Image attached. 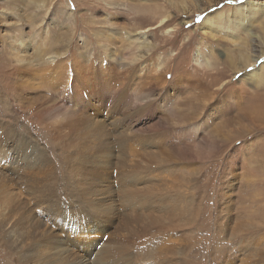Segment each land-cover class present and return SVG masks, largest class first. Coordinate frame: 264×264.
<instances>
[{"label":"rangeland","instance_id":"rangeland-1","mask_svg":"<svg viewBox=\"0 0 264 264\" xmlns=\"http://www.w3.org/2000/svg\"><path fill=\"white\" fill-rule=\"evenodd\" d=\"M174 1L13 0L8 4L0 0V12H7L0 16V67L5 69L0 77V205L24 206L27 211L20 209L17 215L27 226L28 209L43 216L51 212L55 232L62 238L70 234L73 243L65 253L77 256V264H105L97 263L95 247L77 237L85 227L98 231L99 245L123 234L131 256L135 261L140 258L141 264H155L157 247L161 256L169 255L167 264H221L227 258L232 264H264V83L246 84L243 70L226 64H218L214 71L205 69L194 57L208 46L215 54L213 63L226 61L237 47L255 53L250 42L237 46L238 42L233 45L219 35L214 37L222 40L219 44L205 39L199 24L207 11L228 13L242 2L257 6L264 0H192L185 11L187 2ZM31 3L39 5L41 15ZM156 3L165 6L168 17H147ZM146 19L152 23L145 21L137 31L153 45L152 57L142 67L131 66V74L122 57L124 52L130 54L122 31ZM158 25L163 26L149 30ZM254 31L264 36L259 27ZM19 33L26 39L22 48L14 43ZM40 39L45 40L41 49L53 43L56 47L49 48L41 62L34 53ZM8 40L12 41L7 44ZM114 51L118 58H113ZM13 52H19L27 64L18 82V74L12 72L20 62ZM263 61L264 55L246 72ZM205 71L209 78L220 76L207 89L200 80ZM147 100L155 101L148 112L136 107ZM41 101L46 111L38 119L32 107ZM78 107L91 116L73 129L61 125L60 120ZM165 122L171 129L164 151L173 163L162 162L164 167L158 168L155 158L144 156L156 151L153 139H160ZM100 125L106 137L98 131ZM71 132L75 140L67 135ZM80 148L95 153L83 157ZM89 191L95 201L113 197L103 209L129 205V198L143 208L120 207L107 217L93 218L86 210ZM158 194L163 201H157ZM165 205L190 207V221L125 235L128 218H154ZM19 255L13 257L0 243V264H28L24 251Z\"/></svg>","mask_w":264,"mask_h":264},{"label":"bare ground","instance_id":"bare-ground-1","mask_svg":"<svg viewBox=\"0 0 264 264\" xmlns=\"http://www.w3.org/2000/svg\"><path fill=\"white\" fill-rule=\"evenodd\" d=\"M167 1L172 3V1H174V0H166V2ZM3 2L9 4V3L13 2V0H3ZM34 2H36V0H34ZM174 2H176V0ZM177 2H181V3L187 2L182 7L183 11L186 10L187 6L189 7L190 4H192V0H177ZM205 2L210 3L211 0H205ZM27 3H28V1H27ZM27 5H29V4H27ZM29 6H33L35 9L39 8V5H37L35 3H31ZM260 10L263 12L261 15H258ZM36 11L38 14H40V12H41V10L38 11V9H36ZM150 12H148L150 14L147 15V17L150 16L151 19L152 18L153 19H159V18L161 19L162 17H166V16L168 17L169 16L167 13L168 11L165 8V6L160 5V3H156V4L152 5ZM5 13L7 14V12L1 11L0 16L5 14ZM25 17H28V16H25ZM31 18H33V17H31ZM88 18L89 17L84 19V23H85V20H87ZM139 18H141V17H139ZM229 18L233 19L231 21L232 22L231 25H229V23H228ZM17 20H19V19H17ZM33 20H34V18H33ZM132 20H134V18L131 19V22H132ZM138 20L137 21L135 20L136 22H134L133 28L132 27L128 28V29L125 28L124 31H122L123 29L121 30L125 35V40L127 42L126 43L127 48L129 49V53H130V54L125 55V52H124L122 57L124 56L123 60H125L127 62V64H128L127 68L130 69L131 74H134V73H132L133 70H132L131 66H134V65L137 66V64H139V66L142 67L143 65L141 66V64L144 63V61H146V59H149L150 57H152L151 56L152 50L151 51H149V50L152 48L153 45L150 43V41H146L147 36L142 37L143 33H140L137 31L138 28H140V26L145 21H148V23H152V20L146 19L144 21H140L139 23H137ZM165 20H166V18H165ZM31 22H33V21H31ZM166 22H167V20H166ZM162 23H163V21L160 20V22L158 24H162ZM263 23H264V2L258 4L257 6H254L253 2L245 1L244 3L242 2L239 5L234 6L233 12L229 11L228 13L225 11H221V10L220 11L210 10V11L205 12V14L202 16V19H201L200 24H199L200 28L203 29V34L205 36L204 37L205 39L211 38L212 40H216V44H219L220 41H222V40L219 39L218 37L214 38L215 35H217V36L219 35L223 40L228 39L231 42H233V45H235V43L238 42V44H236L237 46L241 43L248 44L250 42L253 45L255 53L252 50V48H251L250 52H248L247 50H241L237 47L234 49V51L232 50V53L229 51L230 53L227 55L226 61L213 63V61H215V56H214L215 54L213 53L212 48H210L207 45L208 47L206 50L199 52V54L194 56L195 60L202 65L201 67H203L205 69H212L213 71H214V68L216 70L218 69L217 68L218 64H226L227 68H228V66H231L232 70L237 69L240 71V69H242L243 71H241V75L243 76L244 79L247 80L246 84H248V82L249 83L254 82L257 85L264 83V63H263L264 61L262 62L263 63L262 65H258L257 67L256 66L253 67L251 72H246L247 66L255 65V61L260 59V56L264 55V36L256 33V31H254V30H256V28L259 27L264 32ZM33 24H36V23H33ZM33 24H31V25H33ZM130 25H131V23L129 22V26ZM162 26L163 25L154 26L153 28H149V30L150 29H158V28H161ZM15 29L19 30L20 28L18 27V25H16ZM39 29H40V27H39ZM91 29H89V30H91ZM262 31H261V33H263ZM217 32H219L220 34H216ZM66 33H67L66 35H68V36L70 35L69 29L66 31ZM24 36L25 35H23L22 33H19V37L16 39V42H14L15 44L16 43L19 44L21 46V48L23 46H25V45H23V42H25V40H26V39H24L25 38ZM108 36H109L108 34H107V36L105 34V37L108 38ZM133 36L135 37L134 41L131 40ZM46 38H44V39H46ZM70 38H73V35H71ZM70 38L65 39V41L68 42V40ZM11 41L12 40H8L7 44ZM39 41L41 42V44L38 43L39 45L35 48L34 53L38 57L36 59L41 62V59L44 61V57H45L46 53L48 52L49 48L55 49L56 47L54 46V43H53L52 47H49V48L46 47V49H41L42 42L44 43L45 40L40 39ZM29 42H31L32 44L35 43L33 37H31V40L29 39ZM59 42H61V39ZM32 44H31V46H32ZM111 48H113V46H111ZM256 48L258 49V51H256ZM68 50H66V51H68ZM229 50H231V49H229ZM22 51H23V49H22ZM116 51L113 52V56H114L113 58H118ZM56 52H54V54ZM148 52H150V53H148ZM226 53H227V51H226ZM5 54H6V52H3V56H5ZM13 54H15L14 57L17 60V62H20L19 66L17 65V67H16V72H14L15 69H13V72H12V74H18L16 79H15L16 82H18V81H21L20 78L22 77V74H24V72H25V71H23L22 67L24 65H27V64H23V62L26 60L20 58L19 52H17V53L13 52ZM60 55H61L60 53L57 54V56H60ZM118 55L120 56V54H118ZM24 56H26V55H24ZM56 60H58V59H56ZM207 61H210L211 63H209ZM153 62H155V61H153ZM52 63H54V62H52ZM48 64H51V63H47L45 65H48ZM158 66L159 65L157 64L155 67H158ZM165 69H166L165 66H164V68L163 67L160 68L159 69L161 71L160 73H162V71ZM159 70L155 68V71L158 73H159ZM4 71H5V69L0 67V77L4 76V74H3ZM206 72L207 71L203 72V75H201V77H200L201 79L198 78V81L200 79L202 85H204L205 88L207 89L209 87L208 85H212L214 82H216L220 78V76L218 75L216 78L214 77L212 79L206 75ZM149 73H151V72H149ZM141 74H143V72H141ZM143 76H145V75H143ZM150 77H151V75H150ZM147 78H149V77H147ZM206 82H207V85L205 84ZM123 88H125V87H123ZM120 91L122 92L123 89ZM208 95L210 96V94H207L206 92L204 93V96H208ZM191 98H193V97H191ZM44 103L45 102L41 101V103H38L32 107L35 109L38 119H43V117H44L43 113L46 110L42 109L40 107ZM190 103L192 104V102H190ZM154 104H155L154 100H147V101H143L141 103H138L136 105V107L140 108V110H142V111L148 112L151 107H154L153 106ZM44 106H45V104H44ZM44 106H43V108H44ZM87 112L88 111L85 110L83 107L82 108L78 107L77 110H74L72 113L69 114L68 118L61 119L60 124L63 126L67 125L66 127H68L69 129L76 128V127H78V125H80L83 122V119H85L88 116H91L89 114V112L88 113ZM176 116H177V114L175 115L171 112V118L173 117L174 119H176ZM167 120L171 121V119H169V118ZM103 128L104 127H102L101 125L98 126V131H100V134L102 136L106 137L107 132ZM163 129H165V130L162 133V135L160 136V139L155 140V138H156L155 136L153 139L154 142H153L152 146L156 148V151H152L151 154H146L144 156V158L145 157L155 158L154 163L158 168L164 167L162 162L172 161V163H173V159H172V156L170 155V153L168 151H164V144L169 143L167 136H168L169 130L171 129V126H169L168 123L165 122V127ZM152 131H155V129ZM67 135H69L70 138L75 140V133L71 132V133H68ZM80 151H81V154L83 157H87L88 155L95 153V151H93V153H90V151L85 152L81 148H80ZM133 162L135 164V161H133ZM4 169H8V168H4ZM2 182H3V178L0 175V184ZM20 191H21V188L17 187L16 192L18 193V195H20V193H21ZM89 194H91V196H92L94 194V192L89 191L86 194V200H87V205H86L87 209L86 210L88 211L90 216L93 218L99 217V216L107 217L112 212H113V214L118 212L120 207L124 210H130L131 211L138 206V205H133L134 204L133 199L129 198L128 199L129 205H121V206L110 205L113 208L107 207V208L103 209V205H105L106 202L112 201L113 197L112 196H108V197L104 196V197L98 198V200L95 201V200L91 199V197H89ZM158 195H159V197L157 198V201H159V200L163 201L164 198L161 196V194H158ZM151 203H153V201H151ZM36 206L40 207L41 205H36ZM81 206L85 207V205H81ZM23 207L24 206H19V205H0V243H1V245L4 246L5 248L9 249V252L13 257H15L16 255L18 257H20V255H19L20 251H24V258L26 259L28 264H77L76 263V257L77 256L74 257L72 255L73 258L72 257L70 258L69 256H71V255H68V254H70V252L65 253V252L69 251L68 250V248L70 249L69 245L71 243H73L72 239H70V234H67V235H65V237L62 238L60 236V234L55 232L54 227H52V226L56 225V220L52 218V213L51 212L48 213L46 211V207H42L43 211L47 212L46 215H44V216L41 213L40 214H34V213H32L31 209H28L30 211V214L26 215V218L28 220V226H27V224L23 220V218L21 216L17 215V213L19 212L18 210H20V209L27 211ZM149 207H152V206H149ZM137 208H143V207H137ZM191 217H192V213H190V207H186V206H182V205H165L164 210H160L159 215L154 216V218H149V217L128 218L126 220V223H125L126 224L125 235L132 236V235L137 234L142 229H144L146 231V229H150V228L151 229L153 228V229H156L159 231L160 229L163 228L162 226L169 228V227H172L173 223H180V222L185 221V220L190 221L189 219H191ZM71 218H72V216H71ZM82 232L83 233L78 235L77 237L83 238L84 240H86L87 244H89L90 246L92 245L93 247H95L97 249V250H95V253H94L95 259L98 260L97 263L100 261L101 263H105V264H134L135 262H136L135 264H141L142 260L140 258H137V260L135 261L134 258L131 256V251H129V246H128L123 234L117 233L116 235H114L113 238L106 236V237H108V239H106V241L105 240L102 241L99 245V240L97 238V234H98L97 230H90V228L85 227V229ZM72 236L74 238V235H72ZM53 238H55V239H53ZM171 244L176 245L179 243L178 242H172ZM93 247H92V249H93ZM159 248L160 247H157L156 250L154 251L155 264H167L169 262L170 257H169V255L161 256L162 250ZM76 249H77V247H76ZM83 249H85V248H83ZM135 254H137V253L135 252ZM86 261H87V259H86ZM88 261H89V259H88ZM145 264H152V262L148 261ZM221 264H232V262L230 259L228 260V258H227L223 262H221Z\"/></svg>","mask_w":264,"mask_h":264}]
</instances>
